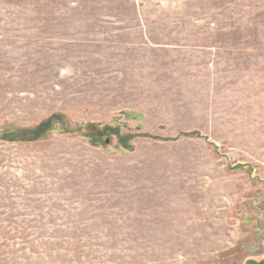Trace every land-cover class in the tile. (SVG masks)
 <instances>
[{
    "label": "rangeland",
    "instance_id": "obj_1",
    "mask_svg": "<svg viewBox=\"0 0 264 264\" xmlns=\"http://www.w3.org/2000/svg\"><path fill=\"white\" fill-rule=\"evenodd\" d=\"M251 260L264 0H0V264Z\"/></svg>",
    "mask_w": 264,
    "mask_h": 264
},
{
    "label": "trees",
    "instance_id": "obj_2",
    "mask_svg": "<svg viewBox=\"0 0 264 264\" xmlns=\"http://www.w3.org/2000/svg\"><path fill=\"white\" fill-rule=\"evenodd\" d=\"M51 128V122L48 121L46 123L41 124L40 126H38L37 128H35L34 130H29V131H16V132H12V133H8L5 135H11L12 137H17L18 139H20L23 142H35L37 140H40L44 133H46L49 129ZM107 128L102 130L103 132H107L106 130Z\"/></svg>",
    "mask_w": 264,
    "mask_h": 264
},
{
    "label": "water",
    "instance_id": "obj_3",
    "mask_svg": "<svg viewBox=\"0 0 264 264\" xmlns=\"http://www.w3.org/2000/svg\"><path fill=\"white\" fill-rule=\"evenodd\" d=\"M247 264H264V260L261 262H257L255 260L248 261Z\"/></svg>",
    "mask_w": 264,
    "mask_h": 264
},
{
    "label": "crops",
    "instance_id": "obj_4",
    "mask_svg": "<svg viewBox=\"0 0 264 264\" xmlns=\"http://www.w3.org/2000/svg\"><path fill=\"white\" fill-rule=\"evenodd\" d=\"M136 16H138V17H136V18H138L137 20L139 21V20H140V19H139V14L136 13ZM139 23H140V22H139Z\"/></svg>",
    "mask_w": 264,
    "mask_h": 264
}]
</instances>
